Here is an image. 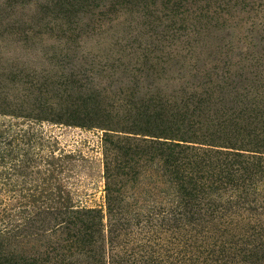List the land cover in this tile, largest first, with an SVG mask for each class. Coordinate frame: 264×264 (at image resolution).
<instances>
[{
  "label": "rangeland",
  "instance_id": "obj_1",
  "mask_svg": "<svg viewBox=\"0 0 264 264\" xmlns=\"http://www.w3.org/2000/svg\"><path fill=\"white\" fill-rule=\"evenodd\" d=\"M68 1L0 0V228L9 231L8 249L25 256L66 236L55 227L66 209L106 213L107 166L132 222L153 211L159 193L174 190L152 149L143 155L118 136H135L120 129L132 125L142 100L182 104L189 87L206 79L180 68L217 57L247 65L258 80L250 65L264 66V31L253 27L252 13L187 38L125 0ZM223 87L210 86L203 120L221 99L226 107L243 99ZM68 113L80 123L56 120Z\"/></svg>",
  "mask_w": 264,
  "mask_h": 264
},
{
  "label": "trees",
  "instance_id": "obj_2",
  "mask_svg": "<svg viewBox=\"0 0 264 264\" xmlns=\"http://www.w3.org/2000/svg\"><path fill=\"white\" fill-rule=\"evenodd\" d=\"M129 3L159 28L184 29L187 38L222 28L236 12L252 13L251 24L264 31V0H125L123 5ZM219 61L180 68L182 76L206 79L188 85L191 92L182 104L168 106L170 97L142 100L145 107L131 115L132 125L120 129L135 134L118 136L130 148L143 155L153 150L164 182L174 188L158 194L153 211L132 222L107 166L106 213L63 210L67 218L55 227L66 236L57 246L26 256L8 249L9 231L0 228V264H264V66L250 65L259 69L256 80L244 72L247 65ZM210 86L221 91L228 86L243 99H233L231 107L221 99L213 116L203 120ZM78 117L57 114L56 120L80 123Z\"/></svg>",
  "mask_w": 264,
  "mask_h": 264
}]
</instances>
